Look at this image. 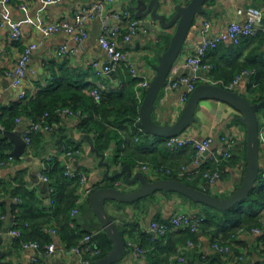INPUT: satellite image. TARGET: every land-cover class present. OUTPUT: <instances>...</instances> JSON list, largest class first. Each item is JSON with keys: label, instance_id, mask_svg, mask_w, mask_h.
I'll return each instance as SVG.
<instances>
[{"label": "crops", "instance_id": "crops-1", "mask_svg": "<svg viewBox=\"0 0 264 264\" xmlns=\"http://www.w3.org/2000/svg\"><path fill=\"white\" fill-rule=\"evenodd\" d=\"M92 1L94 0H54V2L48 3L46 0H12L11 3H5L0 0V20L9 19L10 21L19 22L24 32V39L16 42L10 37V27L0 25V88L2 90L0 109L2 107H8L18 101L17 91L9 87L3 75L5 69L15 64L18 55L31 40H37L39 42V49L31 57V63L38 69V76L30 84L32 92L37 91L39 86L44 84V80L47 79L50 72L49 67L54 63L61 64L68 62L71 66L90 69L86 64L88 59L96 58L102 62L107 60L105 50L98 43V37L102 31V22L99 18L90 21L88 25L90 36L81 44L75 43L64 34L42 38L38 29L31 22L32 20L36 21L40 17L53 19L59 15L72 16L80 4H88ZM139 1L118 0L117 5L126 7L134 16L141 18L144 22V27L128 46V49L130 57L137 62L144 75L148 79H152L156 74V65L159 62V57L170 42L168 37L171 39L175 28L163 29L161 26H157L160 31L155 32L152 30V26L149 24V21L152 19L151 15H137ZM142 1H144L145 7H148L152 0ZM158 1L159 10L160 0ZM21 3H24L26 8L20 9L19 6ZM173 4L175 12L177 5L180 4L179 0H174ZM250 5L264 9V0H210L205 4L206 12L197 15L181 54L168 77V83L161 89L156 99L153 109V117L156 121L163 124L171 123L177 119L182 111L180 102L182 88L173 87L171 78L179 75H190L192 73V69L186 63V57L195 53L200 44L203 20L210 22V34L212 35L224 30L233 20H244L245 15L237 14V10ZM170 18L168 17L167 19L169 20ZM260 39L264 41V36L261 33L254 37L242 38L238 45L221 44L222 46L220 45L221 49L218 51L217 56L223 62L235 59L238 62H257L258 64L264 65V42L261 43ZM65 43L76 48L77 52L73 57L61 60L57 58V50L60 45ZM90 73V81L96 85H104L106 87L105 90L109 91L121 88L123 83L122 78L126 70L124 68L119 69L115 72V76L111 74L100 75L96 72L95 68L91 67ZM251 80L252 77L249 75L242 77L240 83L234 90L240 92L246 98H253L255 95L250 90ZM134 89L136 93L137 84L134 86ZM61 116V124L57 123L55 127L56 130L61 129V131L55 133L54 130L53 132L42 133L44 136L43 139L38 137L34 138L32 149H26L22 157L17 158L14 155L13 159H8L7 157L6 163L0 165V201L4 202L3 209L5 210L2 214L4 218L0 217V264H33L31 261L32 251L26 250L22 246L25 234H23L22 239H19L9 233L11 221L15 216L13 212L14 205L19 206L24 203L23 199L13 195V192L24 193V191H29L31 194L30 199L33 201L36 199L39 202L40 209L38 213H41V211L51 213L50 209L53 205L51 203V197L53 193L50 188L53 186L51 181L42 179L40 173L42 163L46 157L52 151L58 150L63 146L62 144V146L59 145L60 141L67 142L69 140L83 150L82 154L69 159L72 168L82 171L86 175L85 184L79 185L76 193V204L71 210L73 218L71 226L83 234L78 245L87 243L88 241L84 240V238L88 235H92L90 243L95 244L94 236L103 230L102 225L90 205V192L88 190L93 191V189L105 185H116L118 182L120 183L119 186H126L125 176L110 178L119 172L123 166L116 164L112 159V150L114 147L112 146L104 153L100 152L94 145L92 139H89V136L79 128V116ZM240 116L241 113L238 110L223 101L203 99L200 101L196 111L197 120L188 129L189 132L197 135V137H204L211 134L218 139L220 135L227 133H234L237 136V144L233 151V157L230 160H223L221 162V178L210 184L208 181H201L200 183L205 188L208 186L209 191H213L219 196L230 195L241 183L243 178V171L246 166L247 129L240 121ZM263 118L264 113L262 112L259 116L260 123ZM25 126L26 120L23 117V121L18 122L14 130L21 133ZM67 144L65 143L64 145ZM68 145L74 146L72 144ZM100 154H103V157ZM194 156L191 157V162ZM204 156L205 154L200 159L203 160ZM105 163H108L109 167ZM208 164L211 166L214 165V163L212 164L209 160L204 159V167L208 166ZM213 167L215 168L216 165ZM132 168L133 173L140 170L137 165ZM263 170L264 148H261V171ZM144 173L149 179H151V176L153 177L151 172ZM136 185L137 183L133 187H136ZM133 187L128 186V189H132ZM14 198H19L20 202L15 204ZM106 207L108 212L118 222L135 226L134 229L137 231L133 233V236L130 233H126L124 236L125 239L130 237L139 245L144 244L143 246L146 248L145 238L137 235H140V231L151 234L149 230L150 223L157 216L165 220H170L175 214L180 212L199 213L201 211L200 206L193 204L190 200L178 193L165 195L159 192L156 195V200L151 202L147 201L144 205L135 206L133 204H127L122 207L116 201H107ZM30 208L31 203H29L27 209ZM32 208L35 210V205ZM75 209L77 210L76 212ZM260 221V226L264 230V223L262 219ZM45 223L43 230L49 235L51 242L56 247L55 252L46 259L47 264H80V256L68 250L69 247L66 246V242L59 232H57L55 228L56 221L51 219V221ZM198 235L199 240L196 241L197 249L193 247L186 252V257L187 255L189 256L188 261H193L194 264H213L216 263L215 261L222 262V264H236L238 254L244 255V260L247 264H264L263 237L251 229H247L245 233L238 235V240L234 244V253L230 256H225L214 251L211 239L202 234L201 231H198ZM42 246L44 247L45 245ZM194 250L199 253L203 252L205 256H212L210 261L205 263L198 261L194 256ZM147 254L137 257L127 250L118 264H151V259H149ZM87 255L95 259V256L91 253Z\"/></svg>", "mask_w": 264, "mask_h": 264}, {"label": "trees", "instance_id": "trees-1", "mask_svg": "<svg viewBox=\"0 0 264 264\" xmlns=\"http://www.w3.org/2000/svg\"><path fill=\"white\" fill-rule=\"evenodd\" d=\"M168 40H170V37H168ZM260 41L261 43L264 42L262 39ZM220 45L210 49L205 57V61L213 66V77L219 81H223L224 85H227L237 76L241 75L243 71L251 70L252 82L250 90L255 96L253 98L248 97V99L252 102L264 100V65L257 62H238L235 59L223 62L217 56L222 46ZM233 45L231 44V46ZM49 71L52 74V78L44 80V84L40 85L38 90L28 99L14 102L10 106L0 109V124L3 128L14 130L16 129L18 118L38 119L45 113L49 114L51 122L59 124L62 121V111L70 109L75 114L78 113L79 128L89 136V139H92L100 152L104 153L112 146L114 147L112 159L116 164H130L132 167H136V165L141 163L149 164L153 167L164 166L171 168L172 173L160 174L158 176L153 175V177L151 176V180L158 178L177 179L187 182L194 188L205 189L200 184L201 181L204 182L201 178L187 180L178 173L183 165L191 163V157L196 154L195 149L184 147L172 151L166 146V138L146 133L139 126L141 101L136 97L134 89L138 80L133 78L128 72L124 73L120 89L103 90L101 92V99L95 101L89 94L90 89L96 85L89 80L91 67L90 69H85L71 66L68 62H63L61 64L54 63L49 67ZM59 131L61 129H55L54 132ZM37 137L43 139L44 136L42 133L35 134L33 142L34 138ZM65 143L74 145L69 140L67 142L60 141L59 145H64ZM74 147L79 146L74 145ZM12 149L13 144L7 138L0 137V163L2 161L6 163ZM182 151L185 152L182 153ZM213 166L215 164L212 166L208 164L206 167L214 169ZM64 170L65 167L58 160L53 161L49 167L48 176L55 189V193L51 197L54 198V204L50 209L51 213L44 211L38 213L40 209L39 202L36 199L35 201L30 199L31 194L29 191H24V193L13 192V195L22 198L24 201L19 206L14 205L13 209L20 224L28 223L27 227L21 226L25 231V239L23 241H39L41 245L51 242L49 235L43 230L45 222L51 221V219L56 221L55 228L66 242L67 247L78 245L82 239L83 234L71 226V221L73 220L71 210L76 204V193L79 189L80 181L78 178L70 179L66 177ZM243 172H245V169ZM157 194L134 203H117L122 207L127 204L135 206L144 205L147 201L156 200ZM191 202L200 206L201 211L198 214L205 216V220L199 226V231L202 234L208 236L212 243L216 240H224L232 241L235 244L238 240L237 233L240 228L252 229L253 227H260V220L264 216V179L261 176L259 177L258 183L249 199L238 203L226 211H220L203 204ZM29 203H31V208L27 209ZM34 205L35 210L32 208ZM3 208L4 202L0 201V216L5 211ZM112 217L116 220L114 216ZM155 219L170 223V220L162 219L160 216H157ZM116 222L123 236L126 233H130L133 236V233L137 231L134 229L135 226L120 223L117 220ZM137 236L145 238L147 248L143 246L144 244L141 245L147 250V256L151 259V264H171L170 259L177 253L179 244H185L190 239L196 244V241L199 240L198 231L192 232L190 229H173L171 233L161 237H154L149 232L140 231V235L138 234ZM233 236L237 237L233 238ZM94 239L99 250V253L94 257L95 259L105 256L110 252L112 242L104 230L97 233ZM197 247L196 245L194 249H197ZM194 256L198 261L204 263L209 262L212 257L205 256L203 252L199 253L196 250H194ZM188 257L187 255L184 262L174 261L172 264H194L193 261H188ZM215 262L213 264H222V262ZM236 264H247V262L245 260H237Z\"/></svg>", "mask_w": 264, "mask_h": 264}, {"label": "built area", "instance_id": "built-area-1", "mask_svg": "<svg viewBox=\"0 0 264 264\" xmlns=\"http://www.w3.org/2000/svg\"><path fill=\"white\" fill-rule=\"evenodd\" d=\"M5 3H11L12 0H2ZM118 0H94L88 4H80L72 16L59 15L53 19H47L40 17L36 21L32 20V24L38 29V32L42 38H49L53 35L64 34L69 37L75 43L81 44L89 38L88 25L90 21L94 19H100L102 22V31L98 37L99 45L105 50L107 60L105 62L99 59L93 58L86 61L87 66L95 68L96 72L100 75H107L115 73L121 68H124L133 78L138 80L136 97L139 101H142L145 89L149 86L151 79H148L139 68L137 62L130 57L128 46L133 42L135 37L140 33L144 27V22L141 18L136 17L126 7L118 6ZM190 0H179V3L185 5ZM51 3L54 0H46ZM174 0H160L159 12L166 18L172 17L174 12ZM20 9L26 8L24 3L19 6ZM174 12V13H173ZM237 14L245 15L244 20H233L227 27L214 34H210V22L203 20V27L201 30V41L197 47L195 53L186 57L187 65L192 69L190 75H179L171 78V84L173 87L182 88L180 96V102L182 108L189 99L190 93L194 90L197 84L207 82L213 84H219L229 89H234L244 76H251V70H245L241 75L237 76L232 82L224 85L223 81L215 79L212 75L213 66L205 61V57L208 51L212 48H216L222 43L238 45L242 38L254 37L259 33L264 34V9L257 6H247L237 10ZM152 18V17H151ZM149 24L152 28L161 26L160 22L155 19H151ZM1 26L10 27V37L13 41L20 42L24 39V32L19 22L10 21L9 19L0 20ZM39 49V42L37 40L29 41L23 51L18 55L16 62L13 66L5 69L3 78L8 82L10 88L17 91V100L24 101L34 94L31 90V82L38 76V69L31 63V57ZM77 49L69 46L68 44H62L57 50V58L64 60L69 59L76 55ZM201 71V75L196 73ZM1 78V77H0ZM47 78H52L51 72H49ZM104 85H95L91 88L89 94L99 101L101 99V92L105 90ZM2 90L0 88V99ZM62 115H75L70 109H64ZM1 116V111H0ZM26 126L21 131V136L26 142V149L31 150L33 146V137L37 133L53 132L57 123L49 120V114L45 113L40 118H25ZM18 122L23 121V117L17 119ZM260 143L261 148H264V118L260 123ZM237 144V136L234 133L222 134L217 139L214 135H207L204 137H197V135L191 132H183L180 135L166 138V146L172 151L179 150L184 147H192L196 150V154L193 157L191 163L183 165L179 169V175L187 180H194L201 178L208 183H214L221 178V162L223 160H230L233 157V151ZM203 160L200 159L204 153ZM83 153L80 147H74L70 145H63L60 149L52 151L42 163V169L40 176L46 181H50L48 171L51 163L55 160L61 161L65 167L64 175L70 179L78 178L80 185L85 184L86 175L82 171L72 168L70 160L76 155ZM12 153L8 155V159H13ZM204 159L209 160L216 165L214 169L204 167ZM5 164L3 161L0 165ZM137 167L143 172H151L152 175L170 174L171 168L164 166L153 167L152 165L141 163ZM260 176L264 179V170L261 171ZM51 192L55 193L54 187L50 188ZM88 192H92L90 189ZM19 198H14V203L18 204ZM51 203L54 204V198H51ZM77 210L75 209V212ZM4 218L3 215L0 216ZM205 220V216L198 213L180 212L175 214L170 223L162 222L153 219L150 223L149 230L154 232V237L166 236L171 233L173 229H190L192 232L199 231L200 223ZM264 223V216L262 218ZM21 226H28V223L20 224L16 216L11 221V227L9 233L16 238L22 239L24 230ZM253 232L261 234L263 237L262 245L264 249V230L260 227H253ZM246 228H240V233H245ZM237 237V236H236ZM233 236V238H236ZM92 235H88L84 238L87 243L83 245L69 247L70 252H75L80 256V264H92L93 257H89L87 254L91 253L96 256L99 253L98 247L94 243H90ZM23 248L32 251L31 261L33 264H47L46 259L55 252V244L49 242L44 247L38 241H23ZM196 244L193 240H188L185 244L179 245L177 253L171 257V264L174 261L184 262L186 261V252L195 247ZM127 250L132 252L135 256H145L147 250L139 245L134 239L128 237L126 239ZM212 248L217 253L222 255H232L234 253L235 245L232 241L216 240L212 243ZM238 260H244L245 257L242 254L237 255Z\"/></svg>", "mask_w": 264, "mask_h": 264}, {"label": "water", "instance_id": "water-1", "mask_svg": "<svg viewBox=\"0 0 264 264\" xmlns=\"http://www.w3.org/2000/svg\"><path fill=\"white\" fill-rule=\"evenodd\" d=\"M209 0H190L189 3L178 4L175 13L168 20L158 10L159 1L152 0L148 7L144 1H139L138 16L150 14L151 17L160 22L163 29L175 28L167 48L159 57L156 65V74L151 79L149 86L140 105L139 126L146 133L169 138L185 132L196 119V111L203 99H217L223 101L241 113L240 121L246 126V168L240 185L228 196L221 197L205 189L194 188L187 182L170 178H158L151 180L141 170L133 173L130 164L122 166L121 170L110 178L125 176V188L116 185L99 187L89 195V202L92 206L98 221L103 230L108 234L112 248L108 254L93 260L92 264H118L124 257L127 247L126 239L123 236L117 222L108 212L107 201L121 203H134L146 197H152L158 192L178 193L191 201L203 204L220 211L231 209L240 202L249 199L255 189L261 173V143L259 116L264 113V100L252 102L240 92L226 88L219 84L199 83L190 93L189 99L184 105L180 115L171 123H160L153 117V109L156 99L163 87L168 83V77L179 58L186 39L196 20L197 15L206 12L205 4ZM146 8V9H145ZM155 32L158 28H152ZM115 76V73H110ZM201 75V71L196 73ZM0 137L7 138L13 143L12 155L22 157L26 152V142L16 130H7L0 125ZM205 155L207 152L204 153ZM103 157V154H100ZM109 167L108 163H105ZM137 183L136 187H133ZM132 186V189H128ZM155 235L154 232H151Z\"/></svg>", "mask_w": 264, "mask_h": 264}, {"label": "rangeland", "instance_id": "rangeland-1", "mask_svg": "<svg viewBox=\"0 0 264 264\" xmlns=\"http://www.w3.org/2000/svg\"><path fill=\"white\" fill-rule=\"evenodd\" d=\"M144 93H145V91H144ZM183 109V108H182ZM189 129V128H188ZM188 129L185 131V132H189L188 131ZM122 188H125V186H121ZM210 193H212V194H215L213 191H210ZM215 195H217V194H215ZM217 196H219V195H217Z\"/></svg>", "mask_w": 264, "mask_h": 264}]
</instances>
